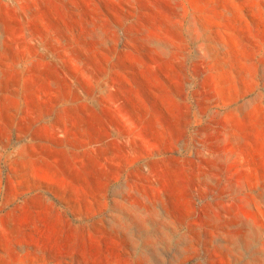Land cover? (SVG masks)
I'll return each instance as SVG.
<instances>
[{
	"label": "rangeland",
	"instance_id": "rangeland-1",
	"mask_svg": "<svg viewBox=\"0 0 264 264\" xmlns=\"http://www.w3.org/2000/svg\"><path fill=\"white\" fill-rule=\"evenodd\" d=\"M0 264H264V0H0Z\"/></svg>",
	"mask_w": 264,
	"mask_h": 264
},
{
	"label": "crops",
	"instance_id": "crops-1",
	"mask_svg": "<svg viewBox=\"0 0 264 264\" xmlns=\"http://www.w3.org/2000/svg\"><path fill=\"white\" fill-rule=\"evenodd\" d=\"M62 146L59 148L51 147L49 155V146L43 141H29L26 145L14 150L15 159H30L32 162H45L46 159H62ZM9 155V159H10Z\"/></svg>",
	"mask_w": 264,
	"mask_h": 264
}]
</instances>
